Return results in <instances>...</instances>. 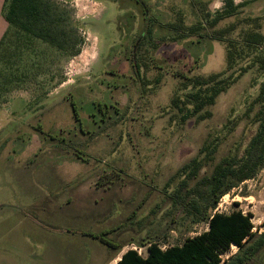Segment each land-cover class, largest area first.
<instances>
[{
  "label": "rangeland",
  "instance_id": "374dc122",
  "mask_svg": "<svg viewBox=\"0 0 264 264\" xmlns=\"http://www.w3.org/2000/svg\"><path fill=\"white\" fill-rule=\"evenodd\" d=\"M50 1L82 43L70 55L11 35L3 55L26 76L6 85L15 70L4 67L0 79V90L16 87L0 93V264H66L74 245L77 264H104L118 244L144 255L149 241L166 247L206 230L174 197L183 174L173 176L206 143L216 152L198 178L242 155L257 127L246 109L264 80L252 67L204 119L181 121L172 107L192 89H181L186 78L226 68L223 41L183 31L202 20L206 32L203 17L222 0ZM235 2L243 5L216 28L260 16L264 34V0ZM235 208L264 230V168L209 213Z\"/></svg>",
  "mask_w": 264,
  "mask_h": 264
},
{
  "label": "trees",
  "instance_id": "16d2710c",
  "mask_svg": "<svg viewBox=\"0 0 264 264\" xmlns=\"http://www.w3.org/2000/svg\"><path fill=\"white\" fill-rule=\"evenodd\" d=\"M242 5L243 2L222 0L218 10L204 15V19L209 18L204 33L200 32L206 23L202 20L183 28L185 36H206L223 41L226 68L183 81L181 89L191 87V91L184 94L183 100L174 97L171 101L172 107L180 113L181 121L194 116L199 120L209 117L210 112L204 109L213 105L220 93L252 67H256L258 73H264V34L260 31V16H246L240 21L216 28L221 20L236 14ZM3 17L8 28L0 39V63L3 65L0 79H3L4 67L15 70L5 78L6 85L26 76L24 72L16 73L19 68L17 62L9 64L7 59H3L7 46L11 45V35L18 42L22 40L26 49L33 41H38L70 55L80 52L82 39L77 35L76 28L67 30L59 26L61 17L58 6L50 0H5ZM14 88L15 85H11L8 89L0 90V93L3 95V91L11 92ZM246 113L252 114L257 127L241 156L233 154L221 158L213 165L209 175L198 178L201 167L211 162L216 152L215 147L206 143L198 151V155L204 156L201 159L194 157L173 176L183 174L173 193L174 197L182 202L185 211L198 215L194 221H206L207 229L185 238L179 244L166 247H161L157 241H149L145 256L130 248L121 255L117 264H264V230L259 233L253 231L251 212L235 208L229 212L209 213V210L217 207L223 195L264 168V80L259 84ZM192 179L196 181L188 187ZM234 205H238V202H234ZM231 245H235L236 250L223 258Z\"/></svg>",
  "mask_w": 264,
  "mask_h": 264
},
{
  "label": "crops",
  "instance_id": "0c3cea01",
  "mask_svg": "<svg viewBox=\"0 0 264 264\" xmlns=\"http://www.w3.org/2000/svg\"><path fill=\"white\" fill-rule=\"evenodd\" d=\"M5 0H0V39L2 38L3 34L5 33V31L8 28V23L5 20V18L3 17V6H4ZM88 48H92V45L89 43L88 44ZM15 97H19L21 99V95H14L13 98ZM12 98V99H13ZM12 99H10L7 103L8 106L12 103ZM23 99V98H22ZM23 102H25V100H22ZM26 102H30L29 100H27ZM89 185V184H87ZM90 187V186H89ZM81 235V234H80ZM84 235V234H83ZM128 242L125 243H121L118 244L116 246V251L115 253L108 259V261H106L104 264H117V261L121 258V255L128 249ZM146 246V245H145ZM144 246V247H145ZM81 247V245H80ZM72 255H71V259H69L68 261L66 260V264H77L78 261V253H80V257H82L81 251L78 252L77 246L74 245L72 250ZM147 252V251H146ZM139 253V252H138ZM140 254V253H139ZM142 255V254H140ZM146 253L142 256H145ZM74 258V259H73Z\"/></svg>",
  "mask_w": 264,
  "mask_h": 264
}]
</instances>
